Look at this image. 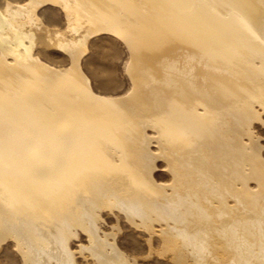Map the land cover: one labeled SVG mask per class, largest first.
<instances>
[{
	"label": "bare ground",
	"instance_id": "1",
	"mask_svg": "<svg viewBox=\"0 0 264 264\" xmlns=\"http://www.w3.org/2000/svg\"><path fill=\"white\" fill-rule=\"evenodd\" d=\"M102 32L131 51L128 95H97L83 71ZM0 52V246L24 264H138L106 212L170 264H264V0H4Z\"/></svg>",
	"mask_w": 264,
	"mask_h": 264
},
{
	"label": "rangeland",
	"instance_id": "2",
	"mask_svg": "<svg viewBox=\"0 0 264 264\" xmlns=\"http://www.w3.org/2000/svg\"><path fill=\"white\" fill-rule=\"evenodd\" d=\"M12 1H19V3H23L27 0ZM45 4L42 5L45 7H39L40 9H38V13L41 12L39 14L44 18L45 21L53 22L57 25V27L63 28L65 26V20L62 12H59L60 7L58 5L55 6V4L53 3H47V5ZM3 5L4 0H0V7L2 8ZM57 7L59 8L57 9ZM230 15H232V12ZM240 38L241 37L236 36V39ZM40 47L41 45L36 48L35 54L40 57L43 63L54 68L58 67L59 69L69 68L71 61L67 56L65 57V54L62 53L61 50L59 52V50L56 48L43 49L41 47L42 49H40ZM131 58L132 55L128 46L121 39L116 38L112 34L110 35L109 33L106 34V32H102V34L100 33V35L92 37V40H90L89 43V51L82 62V68L86 76L89 78L91 87L94 92L97 95H102L101 97L105 96L106 98H116L119 96L121 97L132 92L133 82L129 75ZM257 110L262 111V119L260 117V120H256L253 122L252 130L254 133L252 138H254L253 141L255 140L257 146L261 148V153L264 157V110H261V108L259 107L257 108ZM147 133H149V136L154 138V141H152L150 148L151 151L155 152V150L158 149L157 147H159V143L157 142V144L155 142V138H158L159 134L153 135L152 129H148ZM256 135L258 138H256ZM158 152H160V150ZM158 161L159 162H157V169L154 172V177L158 182L160 180L159 183H167L168 180L169 183L171 180L168 172L165 170V163L161 159H159ZM250 186L251 188L259 189V186L255 181L250 182ZM120 218L121 219H117L113 214L107 215V213L104 212L102 231L109 232L114 225L121 224L119 226H121L122 228L124 226V230L119 234L117 241L123 250L125 249L127 252H129V254H135V256L138 257V264H170L169 261H167L168 259L162 257L159 258L156 255L154 256V254L149 251L146 245L147 243L145 242L150 238V236L148 237L149 234H146L147 232L139 230V228H137L135 225L133 226V224L128 219H124L122 215ZM131 225L133 228L131 227ZM153 240L152 242L154 246H158V240L156 238H153ZM81 243L85 245L89 243L88 239H86V234L82 231L80 232L79 238L75 239L72 242V246L74 249H76L80 246ZM1 245L0 264H24L20 253L15 247V242L13 240L7 239L2 242ZM151 254L153 255L151 256ZM79 260L82 262L84 261L81 255Z\"/></svg>",
	"mask_w": 264,
	"mask_h": 264
}]
</instances>
